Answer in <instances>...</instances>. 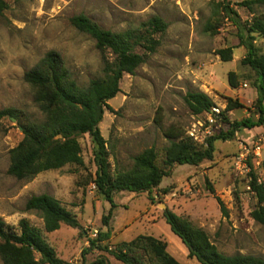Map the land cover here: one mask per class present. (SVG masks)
Segmentation results:
<instances>
[{"label": "rangeland", "instance_id": "1", "mask_svg": "<svg viewBox=\"0 0 264 264\" xmlns=\"http://www.w3.org/2000/svg\"><path fill=\"white\" fill-rule=\"evenodd\" d=\"M4 1L7 8L0 14V111L16 109L22 123L43 118L24 74L47 52L60 55L79 86L103 75L102 55L95 41L70 23L73 16L85 15L113 33L143 32L144 24L153 17L166 23L165 31L155 35L159 40L156 51L134 74L123 75L120 92L107 102L110 109H104L98 125L106 141L111 174L130 169L132 158L150 147L155 149L156 162L162 168L168 135L173 130L196 146H205L210 135L199 133L201 141L186 135L204 120L201 114L193 115L188 110L183 98L189 90L205 93L219 108H225L226 98L237 99L244 108L228 112L230 122L256 118L257 76L241 63L245 49L239 45L237 29L221 13L223 0ZM229 1L242 21L264 17V3L247 8L240 4L249 0ZM254 43L257 54L264 55V38L256 36ZM226 48L231 49V59L225 62L216 53ZM104 57L113 59L108 51ZM229 72L235 74V88L228 84ZM262 132L261 126L242 129L231 140L215 141L212 160L197 166H173L169 176L149 193H114L115 208L104 226L101 218L110 204L92 188L96 167L89 136L78 138L81 165L68 164L30 180H17L7 174V169L9 151L23 138L21 125L13 118L1 117L0 220L17 232L19 220L26 219L41 231L59 258L73 264H81V253L88 248L89 239L107 231L109 238L100 245L111 250L139 235L151 236L166 242L167 252L180 264H200L188 256L187 249L165 223L164 205L201 228L220 253L264 259V224L251 217L257 200L250 185L256 178L264 184V154L258 168H253L250 160L246 169L235 164L240 147L250 145ZM41 194L57 199L75 216L80 227L61 225L46 233L39 214L25 210L26 201ZM217 198L224 204L226 216L222 215ZM98 259L107 264H123L99 249L87 253L84 264H94Z\"/></svg>", "mask_w": 264, "mask_h": 264}, {"label": "trees", "instance_id": "2", "mask_svg": "<svg viewBox=\"0 0 264 264\" xmlns=\"http://www.w3.org/2000/svg\"><path fill=\"white\" fill-rule=\"evenodd\" d=\"M264 0L241 2V6L250 8L253 4H262ZM7 8L6 2L0 0V14ZM224 18L237 29L239 45L245 49L241 60L257 76L254 101V114L240 121L230 122L227 113L244 106L237 100L226 98L222 114L223 128L205 140V146L198 147L188 138L173 130L168 135L169 144L165 150L163 167H159L153 147L135 155L133 165L128 170L110 173L106 141L100 134L98 125L102 120L104 109H110L107 102L120 92V81L124 74L132 75L145 60L156 51L159 40L157 33L166 29V23L159 17H153L144 24L143 32L124 31L113 33L79 14L70 19V23L80 32L95 41V47L102 55L103 75L91 80L86 86H79L70 76L60 55L54 51L44 57L24 74V80L33 88V100L43 115L39 121L19 120L16 109L7 108L0 111L1 117L17 120L23 133L22 140L9 151L10 163L7 174L17 180H30L36 175L62 168L68 164L81 165V147L78 138L87 134L93 145V159L96 171L93 178L96 193L110 204L106 214L102 215V224L108 225L115 208L114 193L127 191L135 194L151 192L164 177L169 176L175 165L197 166L213 158L214 142L233 139L235 133L242 129L264 128V55L257 54L256 36L264 38V17L253 16L250 21H242L231 6L229 0L220 3ZM208 27H211L209 25ZM139 49L141 52H138ZM108 51L112 60L104 57ZM222 61L231 59V49L218 50ZM235 74L229 72L228 84L236 87ZM188 110L193 115L208 111L214 102L201 91L189 90L183 98ZM251 189L255 194L257 205L251 217L264 224V184L253 180ZM211 193L214 190L209 188ZM223 216L226 208L220 199H216ZM26 211H35L42 219L43 229L51 233L61 225L77 229L79 223L75 216L61 203L48 194L31 196L25 203ZM165 223L170 231L181 241L190 258L200 264H264V259L250 255L235 254L231 256L220 253L210 242L207 234L193 225L188 219L176 215L167 208L163 211ZM16 230L0 220V260L2 264H73L59 258L54 249L44 240L41 231L26 219L19 220ZM109 231L98 232L94 239H89V246L82 250L81 264L84 257L94 249L108 252L123 264H180L166 250V242L151 236L139 235L129 242H122L113 250L100 243L108 240ZM94 264H107L98 259Z\"/></svg>", "mask_w": 264, "mask_h": 264}, {"label": "built area", "instance_id": "3", "mask_svg": "<svg viewBox=\"0 0 264 264\" xmlns=\"http://www.w3.org/2000/svg\"><path fill=\"white\" fill-rule=\"evenodd\" d=\"M246 86V85H244ZM225 108H219L214 104L208 111L201 113L204 120L198 121L199 125L197 128L193 126L190 130L186 132L190 138L194 141H201L199 133H202L203 136L213 135L223 128V119L222 114ZM255 141H252L248 146L240 147V152H238L235 157V164L237 166L246 167V162L250 160L253 165V168H258L262 161L261 156L264 154V132L255 136ZM200 139V140H199ZM256 184L260 185L262 182L260 179H255ZM92 188H95V185L92 183Z\"/></svg>", "mask_w": 264, "mask_h": 264}, {"label": "water", "instance_id": "4", "mask_svg": "<svg viewBox=\"0 0 264 264\" xmlns=\"http://www.w3.org/2000/svg\"><path fill=\"white\" fill-rule=\"evenodd\" d=\"M258 37H260V36H258ZM163 208H164V210H165V209H166V206L163 205Z\"/></svg>", "mask_w": 264, "mask_h": 264}, {"label": "crops", "instance_id": "5", "mask_svg": "<svg viewBox=\"0 0 264 264\" xmlns=\"http://www.w3.org/2000/svg\"><path fill=\"white\" fill-rule=\"evenodd\" d=\"M232 111H230V113H231Z\"/></svg>", "mask_w": 264, "mask_h": 264}]
</instances>
